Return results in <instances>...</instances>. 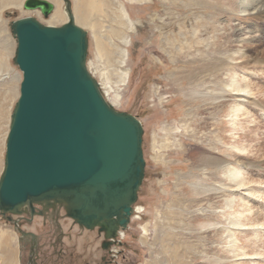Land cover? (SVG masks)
<instances>
[{
	"label": "rangeland",
	"instance_id": "1",
	"mask_svg": "<svg viewBox=\"0 0 264 264\" xmlns=\"http://www.w3.org/2000/svg\"><path fill=\"white\" fill-rule=\"evenodd\" d=\"M17 1L21 5L6 8L0 20V105L5 116L0 120V177L23 76L13 62L17 43L10 23L34 17L44 25L60 27L67 21L63 0H48L55 10L47 18L40 11H26L25 0ZM71 3L76 24L88 33L89 72L105 99L116 110L137 117L144 129L145 178L129 228L123 231L120 247L113 248L120 253L117 262L264 264V226L254 227L235 214L239 204L245 206L251 200L254 214L264 222V103L260 99L264 91L258 93L264 88V44L255 49L264 37V16L256 19L254 13L245 12L240 0ZM82 5L89 13V24L77 19ZM238 29L243 38L249 31L250 37L257 38H248L251 47H245L244 58L234 52L244 46L235 40ZM233 76L252 82L256 93L247 97L243 110L262 124L261 132L248 130L247 134L243 119L230 132L233 128L226 112L242 98L230 92ZM198 90L219 97L223 106L187 99L186 93ZM202 157L227 161V167L239 169L241 177L230 179L227 171L214 164L203 167L198 163ZM238 181L247 184L238 188ZM25 217L14 219L19 223ZM26 222L29 228L32 223ZM39 224L35 219L30 229H39ZM86 234L74 245L65 244V258L60 262L52 257L63 255L51 251L41 264H96L102 255L99 242L105 237L97 229ZM20 237L14 225L0 215V264H20ZM243 248L248 255H241ZM254 252L261 254L254 257Z\"/></svg>",
	"mask_w": 264,
	"mask_h": 264
},
{
	"label": "water",
	"instance_id": "2",
	"mask_svg": "<svg viewBox=\"0 0 264 264\" xmlns=\"http://www.w3.org/2000/svg\"><path fill=\"white\" fill-rule=\"evenodd\" d=\"M60 27L34 17L10 23L22 72L0 177V215L21 235L14 217L43 216L59 208L80 228L98 229L110 244L129 228L145 178L144 129L114 108L87 68L88 33L76 24L71 0ZM26 11L46 18L48 0H25ZM31 250L30 263H33Z\"/></svg>",
	"mask_w": 264,
	"mask_h": 264
},
{
	"label": "bare ground",
	"instance_id": "3",
	"mask_svg": "<svg viewBox=\"0 0 264 264\" xmlns=\"http://www.w3.org/2000/svg\"><path fill=\"white\" fill-rule=\"evenodd\" d=\"M57 2V1H56ZM240 2H241V5H242V9L243 10H245V12H248V11H250V12H252V13H254L253 14V16H255L256 17V19H257V17H260L261 16V18H262V16H264V0H240ZM93 3V2H92ZM87 4H89V3H87ZM19 5H21V3H18V1L17 0H0V20H1V13L6 9V8H9V7H12V6H19ZM90 5V4H89ZM91 6V5H90ZM97 6V5H96ZM95 6V7H96ZM84 7H86L85 5H84ZM84 7H83V5H82V7L80 6L79 7V9H78V13H77V15H78V21H80L81 23L83 22H87L88 24L90 23V22H88V17H87V15H89V13L86 15V10L84 9ZM78 8V7H77ZM87 8H89L88 7V5H87ZM240 8V7H239ZM93 9V8H92ZM89 11H90V9H88ZM92 11V10H91ZM76 12H77V10H76ZM243 13V12H242ZM59 13H57V15H58ZM123 14H124V12H123ZM250 15V14H249ZM60 17H62V16H60ZM60 19V18H59ZM186 22V21H185ZM85 25H87V24H85ZM91 25V24H90ZM256 24H254V26H255ZM256 27H259V26H256ZM238 31V34L236 35V42L237 43H244V46L243 47H238L237 48V50L236 51H234L235 53H237L238 55H241L240 56V58H244V56H245V53L246 52H244V49H246L245 47H248V49H250L249 48V46L251 47V45H249L250 44V38H253L254 40H256L257 38L256 37H250L249 35H251V32L249 31V32H245V34L246 35H248V36H246V38H243V33H242V31H240L239 29L237 30ZM249 38V39H248ZM264 38V37H263ZM263 38H261V39H258V44H256L255 45V49H257V47L259 46V45H261V44H264V39ZM252 43H253V41H252ZM189 44V43H188ZM109 46V45H108ZM175 47V46H174ZM251 49H253V48H251ZM192 52V51H191ZM257 52V51H256ZM251 56V55H250ZM253 57V56H252ZM261 60H263L264 61V55L261 57ZM262 61V62H263ZM257 63V62H256ZM258 63H260V62H258ZM186 65V64H185ZM205 65V64H204ZM207 65H210L209 63L207 64ZM206 65V66H207ZM253 65H255V64H253ZM260 65V64H259ZM204 67V66H201L202 67V69H204V68H207V67ZM247 66V65H246ZM258 66V65H257ZM261 66V65H260ZM187 67H189V65L187 66ZM211 67V66H210ZM221 67V66H220ZM216 69H218L219 67H215ZM193 69V68H192ZM200 69V68H199ZM198 69V70H199ZM202 69H200V71H202ZM208 69V68H207ZM197 70V71H198ZM206 72H208L209 71V69L208 70H205ZM186 72V71H185ZM201 74H203L202 72L201 73H199V75H201ZM236 74H238V73H236ZM189 75L191 76V78L192 77H194V73H189ZM252 83V82H251ZM250 82H248L247 81V78H244V79H242V80H238V78H237V76H233L232 78H231V84H230V92H232V94H235V95H238V96H240V97H242V98H240L239 99V104H236L235 106H232V108H230V110H229V112L227 113L226 112V115L228 116V118H229V126L231 127V128H233V129H231L230 130V132H233L235 129H234V127H237L238 126V123L239 122H237V121H239L240 119H243V120H245V122H246V124H248V127H247V134H248V130L249 131H252V130H256V131H254V132H259L260 131V129H261V126H262V124L261 123H255L254 121H256V120H253L252 119V116L251 115H249V112L248 111H245V110H243V107H244V105H245V103H247V100H248V98L247 97H249V95H254V93L253 92H255L254 91V88H253V84H251ZM256 89V88H255ZM263 91H264V88H262V89H260V92H258V93H261V94H263ZM256 93V92H255ZM263 96H264V94H263ZM261 97L260 99H261V101L264 103V97ZM186 97H188L187 99H191V100H195V101H200V102H204V104L205 103H209V105L210 104H213V105H221V106H223V104H220V103H222L221 101H219V97H213V96H211V95H207V94H205V93H203L202 92V90L201 91H193L192 93L190 92V93H186ZM259 98V97H258ZM3 102V101H2ZM249 102V101H248ZM260 102V101H259ZM254 103V102H253ZM5 104V103H4ZM248 104V103H247ZM251 104H252V102H251ZM255 106L257 105V106H259L258 105V103H256V104H254ZM217 107H219V106H217ZM261 107V106H260ZM2 108H3V106H2V104L0 105V120H3L4 118H5V116H4V113H3V110H2ZM115 108V107H114ZM257 109V108H256ZM264 118V117H263ZM255 119H256V117H255ZM252 123V125L250 126L249 124H251ZM261 132V131H260ZM260 134L261 133H258V136H260ZM262 136H264V133H263V135ZM252 138H254V137H252ZM251 138V139H252ZM253 141H257V139L256 138H254L253 139ZM264 141V140H263ZM262 141V142H263ZM262 148H264V142L262 143V146H261ZM239 151H241V152H246V151H248L247 149H243V150H240V149H238ZM261 150H264V149H261ZM252 152V151H251ZM250 156V155H249ZM263 157H264V155H263ZM198 163H200L203 167H207V166H209V165H217V168H219V169H221L224 173H226L225 171H227L228 172V178H230V179H237V178H239V177H241V172H239L240 170L238 169H232V168H228L227 166H229V163L227 162V161H219V160H215V159H213V158H209V157H202V158H200L199 160H198ZM242 167V166H241ZM228 169V170H227ZM242 170V169H241ZM247 170V169H246ZM235 178H234V177ZM255 183V182H254ZM247 183L246 182H239L238 181V183H237V187L238 188H240V187H242V186H244V185H246ZM195 185V184H194ZM191 186H193V184L191 185ZM245 187V186H244ZM195 189V186H193V190ZM250 189V188H249ZM258 189V188H257ZM195 191V190H194ZM252 190L250 189V192H251ZM254 192V191H253ZM261 193V192H260ZM255 194V193H254ZM253 194V196L255 197L256 196V194L254 195ZM261 194H263V193H261ZM252 198V197H251ZM250 198V199H251ZM262 198V197H261ZM241 208V209H240ZM256 211V210H255ZM263 212V211H262ZM240 219H242L243 221H246L247 222V220H248V223L249 224H251L252 223V225L254 226V227H259V226H264V222H261V217L259 216V215H257V214H254V205H253V203L251 202V200L250 201H248L246 204H245V206L242 204H239V208L237 209V212L235 213ZM264 220V219H263ZM77 225V224H76ZM78 227H79V225H77ZM254 227H252V228H254ZM80 228V227H79ZM251 228V227H250ZM80 229H82V228H80ZM255 229V228H254ZM82 230H86V229H82ZM98 230V229H97ZM256 230V229H255ZM254 230V231H255ZM232 232V231H231ZM232 234V233H231ZM255 234H256V232H255ZM255 240V239H254ZM237 244H235V246H236ZM252 245V244H251ZM232 246V245H231ZM243 247V246H242ZM251 249V248H250ZM241 251V250H240ZM251 252H252V250H250ZM254 251V250H253ZM237 252V251H236ZM238 253V252H237ZM241 253V252H240ZM253 253V252H252ZM252 253H250V254H252ZM261 254V252H258V253H255L254 252V254H253V256L254 255H256V256H260V254ZM249 254V253H248ZM247 254V252L245 251V248H243L242 249V253H241V255H248ZM255 257V256H254ZM255 259V258H254ZM264 259V258H263ZM251 260H253L252 258H251Z\"/></svg>",
	"mask_w": 264,
	"mask_h": 264
},
{
	"label": "flooded vegetation",
	"instance_id": "4",
	"mask_svg": "<svg viewBox=\"0 0 264 264\" xmlns=\"http://www.w3.org/2000/svg\"><path fill=\"white\" fill-rule=\"evenodd\" d=\"M37 211L43 212V216H34L33 218L27 216L30 219L27 217L21 218L18 223L19 229H22L28 233H32L37 238L36 242H34L33 239H30L22 244V264L28 263V258L31 257V249H34L33 264H41V262L49 258L48 256L50 253L48 252L52 251L56 255L62 256L63 253H65V244L70 243V245H74L76 244L77 240H79L80 235L84 234L80 237V240L81 238H85V236L88 235L86 234L87 230L83 231L75 223L67 219L65 217V213L59 208L46 211L43 208L38 207ZM35 219L40 220V224L39 229L36 227L35 230H33V228H30L32 227L31 225L34 223ZM26 221H31L32 223L29 228H26V225H28L26 224ZM68 221L69 224L66 225V222L68 223ZM102 235L98 234L99 237H102ZM120 244H110L109 241L102 238V240L99 242V248L101 249L100 251L102 252V255L96 264H119L117 262V258L119 257L120 253L115 252L113 248L120 247ZM106 252H108L107 255ZM64 255L62 257H52V260L55 262H60L61 259L65 258ZM64 261L68 263L70 258H67Z\"/></svg>",
	"mask_w": 264,
	"mask_h": 264
}]
</instances>
